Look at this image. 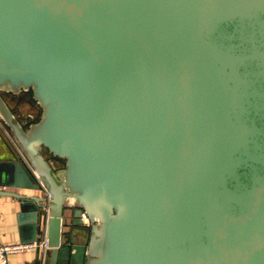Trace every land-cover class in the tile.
Segmentation results:
<instances>
[{
  "label": "water",
  "instance_id": "1",
  "mask_svg": "<svg viewBox=\"0 0 264 264\" xmlns=\"http://www.w3.org/2000/svg\"><path fill=\"white\" fill-rule=\"evenodd\" d=\"M0 117L46 264H264V0H0Z\"/></svg>",
  "mask_w": 264,
  "mask_h": 264
},
{
  "label": "crops",
  "instance_id": "2",
  "mask_svg": "<svg viewBox=\"0 0 264 264\" xmlns=\"http://www.w3.org/2000/svg\"><path fill=\"white\" fill-rule=\"evenodd\" d=\"M13 161L23 162L29 173L34 175L36 181H38L39 178L36 172L27 162L18 157L16 150L2 133V127L0 126V189L10 192L40 194L38 189L35 190L25 186L27 176L14 166ZM19 211L20 202L16 197L9 195L0 196V243L21 241L20 222L18 220ZM27 232L30 235L31 229H28ZM45 232V228H43L42 233L37 236L44 235ZM35 259L36 249L26 250L10 253L8 264H37L38 262Z\"/></svg>",
  "mask_w": 264,
  "mask_h": 264
},
{
  "label": "built area",
  "instance_id": "3",
  "mask_svg": "<svg viewBox=\"0 0 264 264\" xmlns=\"http://www.w3.org/2000/svg\"><path fill=\"white\" fill-rule=\"evenodd\" d=\"M0 126L2 127V133L5 135L9 143L14 147V149L17 152L18 157H20V159L24 160L32 167L25 153L23 152L20 145L18 144L17 140L14 138V136L12 135L10 130L7 128V126L3 123L1 117H0ZM37 182H38V190L45 197L44 211H45L46 216H48V210H49L48 190L40 178L38 179ZM36 248L40 249V257H39L37 264H46L47 253L49 249L46 232L44 233V235H40L38 238H34L32 240H21V241H16V242H11V243H0V264H8V256L10 253H17V252H22L26 250L36 249Z\"/></svg>",
  "mask_w": 264,
  "mask_h": 264
},
{
  "label": "trees",
  "instance_id": "4",
  "mask_svg": "<svg viewBox=\"0 0 264 264\" xmlns=\"http://www.w3.org/2000/svg\"><path fill=\"white\" fill-rule=\"evenodd\" d=\"M6 97V100L8 101V103L10 104V106L12 108H16L18 110H20L18 107H17V104L15 106H13L11 103H10V97L15 99L17 103H22V102H25V103H28L30 104V107L32 108H36L37 107V103L35 102V100L32 98V92L31 90L29 91H23L17 95L13 94V93H7L5 95ZM54 161L60 165L63 163V160L62 159H59L57 157H54Z\"/></svg>",
  "mask_w": 264,
  "mask_h": 264
},
{
  "label": "rangeland",
  "instance_id": "5",
  "mask_svg": "<svg viewBox=\"0 0 264 264\" xmlns=\"http://www.w3.org/2000/svg\"><path fill=\"white\" fill-rule=\"evenodd\" d=\"M17 95V94H15ZM10 99V103L15 106L17 104V107L20 109V113H24L26 114L27 112H35L36 109H32V107H30V104L22 102V103H17L15 99L13 98H9Z\"/></svg>",
  "mask_w": 264,
  "mask_h": 264
}]
</instances>
